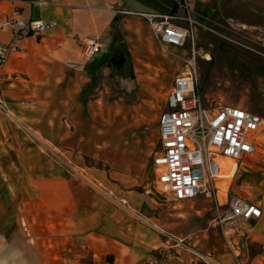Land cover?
<instances>
[{
  "label": "crops",
  "instance_id": "crops-1",
  "mask_svg": "<svg viewBox=\"0 0 264 264\" xmlns=\"http://www.w3.org/2000/svg\"><path fill=\"white\" fill-rule=\"evenodd\" d=\"M186 1L203 23L218 7L217 0ZM182 2L1 0L0 23L18 12L22 19L57 24L24 39L23 50L0 66V156L22 166L16 227L20 217L55 225L52 251L41 252L39 243L35 264H149L164 254V264H264V156H244L235 174L219 180L216 198L198 196L172 210L146 194L147 167L126 142L132 130L120 127L117 111L83 94L113 59L116 38L127 31L135 39L139 23L151 36L135 13L182 14ZM90 36L101 49L84 60ZM0 40L12 44L13 33L0 31ZM257 139L264 150V122ZM235 196L261 208V217L217 224Z\"/></svg>",
  "mask_w": 264,
  "mask_h": 264
},
{
  "label": "rangeland",
  "instance_id": "rangeland-1",
  "mask_svg": "<svg viewBox=\"0 0 264 264\" xmlns=\"http://www.w3.org/2000/svg\"><path fill=\"white\" fill-rule=\"evenodd\" d=\"M217 2L216 12L207 22L197 18L206 26L197 30L196 39L200 52V92L208 109L218 105H235L264 119V0ZM143 29V23H139L135 39L128 38L126 31L114 40L113 59L99 73L96 85L89 84L83 94L89 101L96 100L97 107L117 111L120 127L132 130V134L126 135V142L132 143L136 156L147 167L145 185L154 191L158 202L164 201L174 210L182 208L185 202H176L170 194L164 193L163 186L157 181L159 171L154 167L153 159L160 151L159 125L166 107V96L182 71L190 41L187 40L182 49L164 48L153 34L151 38ZM1 154L3 156L4 153ZM258 155L264 156V150L259 148L255 156ZM2 156L0 264H35L39 243L42 244L41 252L48 254L52 251L55 225L46 220L40 223L38 217L32 222L20 217L16 227L20 207L16 177L21 173L22 166ZM8 156H11L10 153ZM76 162L82 163L83 159L78 157ZM88 163L95 164L90 159ZM97 165L102 167L99 163ZM231 174L224 172L221 178ZM199 196L207 198L205 194ZM16 228L19 230L17 237H10ZM45 238L46 246L43 242ZM29 246H33L34 253Z\"/></svg>",
  "mask_w": 264,
  "mask_h": 264
},
{
  "label": "built area",
  "instance_id": "built-area-1",
  "mask_svg": "<svg viewBox=\"0 0 264 264\" xmlns=\"http://www.w3.org/2000/svg\"><path fill=\"white\" fill-rule=\"evenodd\" d=\"M179 10L182 14L179 11L135 13L147 22L156 41L164 48L182 49L187 40L190 41L182 71L166 96V107L159 125L160 151L156 153L153 165L159 171L158 183L174 201L192 200L201 194L214 199L219 192L217 180L222 173V160L229 158L238 164L244 156L256 155L259 150L257 134L264 121L258 114L240 106L207 108L199 89L200 52L196 47L197 30L206 26L197 20L186 0L180 4ZM56 26L55 22L48 23L41 19H22L18 17V12L7 17L0 23V31H11L13 42L7 45L0 40V66L12 51L23 50L21 43L24 39L42 35ZM100 48L98 38H86L83 42V59H92ZM145 192L158 198L152 189ZM261 215V208L235 196L216 222L222 225L239 219L260 218ZM167 257V254L163 255V259ZM207 259L210 261V258ZM162 260H151L149 264H164Z\"/></svg>",
  "mask_w": 264,
  "mask_h": 264
},
{
  "label": "bare ground",
  "instance_id": "bare-ground-1",
  "mask_svg": "<svg viewBox=\"0 0 264 264\" xmlns=\"http://www.w3.org/2000/svg\"><path fill=\"white\" fill-rule=\"evenodd\" d=\"M237 166H238V164L235 161H233V160H231L229 158L223 159L222 160V173L220 175V178H221V176L223 175L224 172H227V173L231 174L236 169Z\"/></svg>",
  "mask_w": 264,
  "mask_h": 264
}]
</instances>
